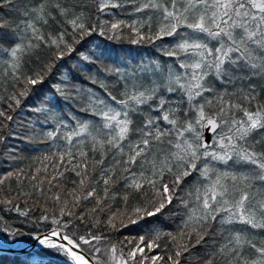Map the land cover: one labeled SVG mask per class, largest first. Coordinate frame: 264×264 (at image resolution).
<instances>
[{
	"label": "snow or ice",
	"instance_id": "snow-or-ice-1",
	"mask_svg": "<svg viewBox=\"0 0 264 264\" xmlns=\"http://www.w3.org/2000/svg\"><path fill=\"white\" fill-rule=\"evenodd\" d=\"M12 5L13 0H0V7ZM118 7L121 5L112 0H40L25 9L26 19L14 30L0 18V29L9 30L7 39L11 40L7 47L0 42V82L4 91L12 88L7 96L8 110L19 108L34 86L52 73L56 62L75 52L76 45L86 37L97 30L101 36L115 33L123 21L110 27H106L107 21H89L93 9L104 13ZM146 9L162 13L158 28L151 32V17L140 24V28L147 25L149 34L133 22L131 28L137 38L131 42L173 38L174 45L164 49V55L176 57L183 71L170 65L163 83L153 80L145 85L142 81L146 77L138 73H155L160 70L158 63L155 69L145 66L125 73L117 69L124 81L120 98L107 88L106 98L89 91L80 111H90L100 117V122L77 120L70 129L63 121L57 122L54 109L59 104L54 95L51 109H36L52 113L48 119L56 124L55 129L39 135L40 142L51 141L54 150L37 157L41 166L34 172L18 169L7 174L6 178H16L20 191L15 197L0 198V205L26 217L29 210L14 204V200L35 196L36 205L42 202L43 211L36 224L45 222L48 227L50 222L54 227L43 234L37 232L32 239L42 249L51 250L44 255L66 257L63 264H181L182 253L207 244L205 238L214 234L223 242L205 252L203 264H264V240L258 246L248 236L250 230H264V151H255V145L264 146V101L259 99L264 89L257 93L251 83L253 77L264 80V0H147L136 11ZM42 26L50 30L45 32ZM45 49L48 59L39 63ZM33 56L38 62L35 70L26 68L25 58ZM80 56L90 60L83 53ZM245 78L249 84L238 93L218 92L215 87L217 82L234 85ZM55 91L65 103L69 99L77 103L59 85ZM232 95L239 99L233 101ZM77 96L83 99L82 90H77ZM8 110H0V143L12 134L7 122H12L13 116ZM72 118L76 119L74 115ZM205 129L214 134L212 144L204 142ZM230 161L233 166L254 168L249 173L216 166L222 164L227 169ZM196 173L195 193L189 191L190 199L181 201L187 212L174 252L166 258L148 254L160 247L165 235L152 229L155 235L151 239L141 235L127 240L131 246L127 252L120 248L117 255L118 245L112 244L105 250L107 261L99 255L87 258L84 245L95 248V253L102 251L93 242H100L103 235L91 231L105 223L102 213H110L106 223L112 229L117 220L126 226L125 219L136 224L154 217L172 204L177 188ZM25 181L31 192L23 190ZM136 197L139 200L129 211V201ZM117 199L123 201L124 208L111 211L109 202ZM90 201L94 205L87 212L75 211ZM49 204L59 216L48 215ZM74 220L88 225L86 234L65 231ZM236 225L244 227L237 229ZM0 233V246L10 236L24 235L8 225L0 226ZM166 235L172 241L177 239L172 233ZM253 255L255 258H251Z\"/></svg>",
	"mask_w": 264,
	"mask_h": 264
},
{
	"label": "trees",
	"instance_id": "trees-1",
	"mask_svg": "<svg viewBox=\"0 0 264 264\" xmlns=\"http://www.w3.org/2000/svg\"><path fill=\"white\" fill-rule=\"evenodd\" d=\"M40 0H13L12 6L0 7V18L6 23L11 25L14 30L17 25L21 24V21L26 19L23 12L28 7L36 6ZM89 2V0H85ZM112 2L119 3L121 7L106 9L104 13H97L93 9L91 12L92 20L89 23L99 21L103 23L107 21L106 27L117 21H123V25L115 32H107L106 35L101 36L99 30L94 32L91 36L86 37L81 44L76 45V51L65 56L63 60L56 62V67L52 73L44 80L43 83L34 86V90L29 96L23 99L19 108L15 111L8 110L7 96L11 93L12 88L8 86V90L4 91L3 82H0V110H8L9 114L13 116L12 122L9 123V128L12 134L6 136V141L0 143V180H3V184H0V198L3 197H15L20 189L17 187V180L15 177L6 178L9 172L23 169L25 173L34 172L35 168L41 166V162L37 157H42L46 152H50L52 149V142L41 143V133L48 130H54L56 124L52 122L48 117L51 116V112L36 111L38 108L51 109L53 105L50 103L53 96L59 104L58 109H54L57 114V122L63 121L69 125V129L75 127L76 121H91L100 122V117L93 116L91 112H81L80 107L85 106L87 103L89 91L95 94V96L106 98L108 91L112 95L120 98V93L123 90L124 81L117 74L132 72L134 70L142 69L145 66L147 68L155 69L156 64L160 66V70L155 73L140 71L138 74L143 79L145 85H149L151 81L157 80L160 83L164 82V78L167 75L169 66H173L177 71L182 72L183 69H179V64L176 57H169L164 55V49H171L175 41L171 37H164L156 41H141L139 43H132L133 39H136V33L132 31L131 25L136 22V27L140 28V24L149 20L151 17V32L155 33L162 13L153 10L146 9L143 12H137L136 8L141 7L147 0H112ZM91 7V5H90ZM50 23H53L50 21ZM43 27V26H42ZM45 32L49 31L48 27H43ZM141 32L149 34L147 25L140 28ZM0 42L5 47L11 44V40L7 39L9 30L0 29ZM114 37V38H109ZM80 53L90 57V60H84L81 58ZM26 68L35 70L38 62L36 57H26ZM48 59L47 50L40 56L39 63H43ZM155 62V63H153ZM251 83L255 85L256 92L261 93V89H264V80L258 77H253ZM249 84L247 78L244 82H236L234 85L229 83L220 84L216 83L215 87L218 92L238 93L242 89H246ZM59 85L69 95L70 98L74 97L77 103H73L71 99L67 103L63 98L59 96L55 91V86ZM77 90H82L83 99L77 96ZM175 100L176 96L168 94ZM209 98H212L211 96ZM233 101L239 99L238 95H232L230 97ZM199 99V98H197ZM259 99L264 101V93H261ZM243 102V101H241ZM246 103V102H244ZM186 107V105H185ZM211 111V109H209ZM73 115L76 119H73ZM47 120V123L45 122ZM7 132V130H4ZM190 135V134H189ZM31 137V139H30ZM256 139H261V136H257ZM59 143H63L60 141ZM213 143V141H212ZM211 151V148L209 149ZM255 151H264V146L255 145ZM234 162H229V167L226 169L225 165L217 164L216 166L220 170L234 171L237 168L241 171L251 173L254 166L247 165L240 167L239 165L233 166ZM202 166V165H201ZM51 172L52 169L50 168ZM258 171V170H257ZM198 173L193 177L188 178V182L182 184L177 188L176 195L172 204L168 205L162 213L157 214L154 217H146L144 220L139 221L136 224H131L125 219V225L121 226L120 221H116V228L112 229L106 223L108 213H102L101 219L105 221L98 228H92L91 231L96 234H102L104 239L100 242H93L95 247L101 248V253H95V248L89 245L83 246V251L91 259L94 256L99 255L101 259L107 261L108 256L106 249L112 244H117V255L120 254V248L127 252L131 247L126 243L130 239H138L141 235H148L151 239L155 235L152 229H159L165 235L159 241L160 247L153 249L149 255H163L165 258L167 255L175 251L174 244L181 240L179 235L183 220L186 218L187 209L181 204L182 200L190 199L188 196L189 191L195 193L196 179ZM214 178V177H213ZM102 187V183H101ZM259 187V185H257ZM24 191L31 192L32 189L28 186L27 181L24 183ZM255 191V189H253ZM103 193L101 192V195ZM151 196V193H149ZM36 197H20L18 200H14V204H19L22 209L29 210V215L26 217L19 216L17 212L6 210L7 206L0 205V226L8 225L11 228L24 233L15 237H8L9 243L16 240L29 241L37 233H46L50 231L49 226H45V222H41L39 225L36 221L42 214L43 203L36 205L34 203ZM139 197H136L129 201L128 210H131V206L137 203ZM111 211L122 210L124 204L122 200L110 201ZM94 205V201L85 202L81 208L76 209L77 213L87 212ZM49 213L51 217L53 214L59 216L58 210L53 213L51 211L52 205L49 204ZM64 219H71L65 217ZM94 223V221H93ZM237 229L244 227L243 225H236ZM219 225H217V229ZM69 234L76 232L77 235H84L88 231V225L82 223L79 220H74L73 226L65 230ZM172 233L176 236V241H172L166 234ZM252 233H257L252 235ZM3 235V233H0ZM227 235V233H225ZM250 239H253L258 246L261 244V240H264V230H250L248 233ZM187 238L185 237V240ZM207 244L196 245L194 248H189V251L182 253L180 258L181 264H203V256L206 251H210L214 244L218 245L223 240L218 234L205 238ZM125 242V243H121ZM192 243H195L193 238ZM51 252L49 249H42L41 246L33 249L31 252H7L0 249V264H63L66 257L62 255H44V253ZM251 258H255L253 255ZM163 264V262H161Z\"/></svg>",
	"mask_w": 264,
	"mask_h": 264
},
{
	"label": "rangeland",
	"instance_id": "rangeland-1",
	"mask_svg": "<svg viewBox=\"0 0 264 264\" xmlns=\"http://www.w3.org/2000/svg\"><path fill=\"white\" fill-rule=\"evenodd\" d=\"M0 236H2L0 234ZM33 243V244H32ZM39 247L38 242L34 239H30L29 241L26 240H16L15 242L9 243L8 241L0 246L1 248L4 249H12V250H17V251H22V252H31L33 249Z\"/></svg>",
	"mask_w": 264,
	"mask_h": 264
},
{
	"label": "water",
	"instance_id": "water-1",
	"mask_svg": "<svg viewBox=\"0 0 264 264\" xmlns=\"http://www.w3.org/2000/svg\"><path fill=\"white\" fill-rule=\"evenodd\" d=\"M203 134H204V142L205 143H208V144H212L213 135L214 134L209 129H205L204 132H203ZM1 249L2 250H5L7 252H10V253H12V252H22V251H17V250H12V249H10V250L9 249H4V248H1ZM86 256H87V258H89L90 260H92L88 255H86Z\"/></svg>",
	"mask_w": 264,
	"mask_h": 264
}]
</instances>
